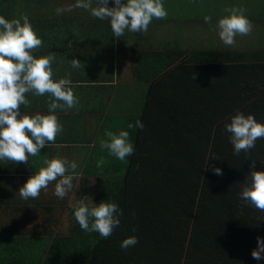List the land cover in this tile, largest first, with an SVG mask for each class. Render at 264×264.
Here are the masks:
<instances>
[{
  "label": "trees",
  "instance_id": "1",
  "mask_svg": "<svg viewBox=\"0 0 264 264\" xmlns=\"http://www.w3.org/2000/svg\"><path fill=\"white\" fill-rule=\"evenodd\" d=\"M84 19L77 27H111L108 20ZM208 28L214 38L186 50L171 47L167 64L147 78L134 154L120 161L106 149L102 168L95 152L66 158L78 164L72 189L63 199L52 198L58 208L50 222L21 225L33 238L17 239L4 263H23L18 253L25 245L53 234L37 264H264L251 255L257 237L264 238V212L239 195L252 160L264 171V139L234 155L225 129L238 111L264 124V27L237 35L235 47L220 40L216 27ZM72 109L69 117L79 110ZM81 200L119 205L123 215L112 236L80 228L74 210ZM133 235L138 243L122 249Z\"/></svg>",
  "mask_w": 264,
  "mask_h": 264
},
{
  "label": "crops",
  "instance_id": "2",
  "mask_svg": "<svg viewBox=\"0 0 264 264\" xmlns=\"http://www.w3.org/2000/svg\"><path fill=\"white\" fill-rule=\"evenodd\" d=\"M75 3L76 0H0V16L9 20L28 16L43 41V47L34 56L54 55L53 79L70 72L79 100V110L72 112L73 117H69V109L55 111L68 130L63 129L55 143L42 148L39 156L29 157L27 165L0 160V264H12V259L4 263L3 256L9 257L17 249V239L33 238L32 233L23 232L22 224H44L56 214L55 182L42 190L37 199L25 200L19 194L29 177L46 167V159H69L75 153L81 160L88 152L104 157L107 151L101 148L100 141L107 139L106 130L117 134L120 130L128 131L130 142L135 144L138 128L129 129L128 124L139 121L150 76L167 64L171 47L186 50L201 45L203 39L214 38L208 27H216L219 19L229 15L226 8L246 9L245 15L254 25L252 34L259 33L258 27H264V0H163L166 19H153L147 33L125 31L117 39L111 27H77L84 17L92 16L88 10L75 8L56 14L57 7ZM112 6L113 0H109V7ZM205 16H211L210 24L204 21ZM62 21L65 27H58ZM72 59H78L81 67L73 69ZM26 99L30 104L21 106L22 114H49L48 103L52 99L49 95L28 93ZM45 239L39 245H25L18 253L23 261L19 264H37L40 250L47 249L55 235Z\"/></svg>",
  "mask_w": 264,
  "mask_h": 264
},
{
  "label": "clouds",
  "instance_id": "3",
  "mask_svg": "<svg viewBox=\"0 0 264 264\" xmlns=\"http://www.w3.org/2000/svg\"><path fill=\"white\" fill-rule=\"evenodd\" d=\"M113 2L114 6L109 7V0H95L96 6H93V0H76L75 4L57 7L55 11L57 15H62L65 11L75 8L88 10L93 17L110 21L111 30L117 39L123 36L125 31L147 33L153 19L163 20L168 15L163 0ZM225 11L229 15L219 19L216 28L220 40L226 46L235 47L236 36L250 35L254 25L245 15L246 9L243 7L234 6L226 8ZM204 21L210 24L211 16H205ZM41 47L43 41L27 15L11 20L0 16V160L13 164L27 165L29 157L39 156L42 148L55 143L57 136L63 132V125L54 114L57 109L79 106L78 97L72 87L71 73L54 80L52 64L55 62V56H34L35 51ZM71 67L80 68L81 62L72 59ZM195 75L193 73V80ZM28 93L36 96L47 94L52 97L48 103L49 114H22L21 106L27 107L30 104L26 99ZM128 128L143 129V124L141 121H137L135 125L129 123ZM225 129L230 133L234 155L249 152L255 147L258 139H264V124L257 122L252 114L245 115L238 111L231 117V122L225 124ZM129 136V132L125 130H120L118 134L106 130L107 139H101V148L107 149L110 156L125 161L134 154V146ZM105 163V158L100 157L96 161V167L102 168ZM44 164L46 167H41L20 187L19 194L22 199H37L41 191L53 182L54 194L58 198L63 199L72 189V181L78 168L75 161L56 157L46 159ZM255 164L256 161L252 160L248 183L243 185L239 195L246 203L264 212V171L255 170ZM211 170L216 175H223L218 167ZM122 215V209L115 202L101 201L98 205L92 202L89 205L85 200H81L74 210V217L83 231L99 233L104 239L113 235L120 225ZM137 243L138 238L133 235L125 238L120 247L127 250ZM251 255L256 260L264 259V238L257 237V248Z\"/></svg>",
  "mask_w": 264,
  "mask_h": 264
}]
</instances>
